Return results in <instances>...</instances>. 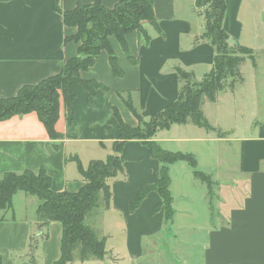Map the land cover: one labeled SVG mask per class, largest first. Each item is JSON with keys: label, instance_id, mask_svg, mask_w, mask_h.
Segmentation results:
<instances>
[{"label": "crops", "instance_id": "0c3cea01", "mask_svg": "<svg viewBox=\"0 0 264 264\" xmlns=\"http://www.w3.org/2000/svg\"><path fill=\"white\" fill-rule=\"evenodd\" d=\"M97 1L112 9L124 0H61L60 6L66 12ZM225 2V31L237 44L264 58V0ZM153 8L157 25L145 23L144 33L135 31L126 36L133 59L114 36L110 37L122 76H114L109 54L102 51L94 66L80 72V79L95 81L105 90L92 86L87 92L78 81L70 82L75 98L71 107L61 102L56 124L62 139L52 140L34 113L0 122V179L8 172L38 174L44 170L54 192L77 193L86 184L78 162L87 169L92 161L112 154L119 138L114 109L125 124L137 127L138 120L125 100L131 99L147 120L178 100V68L192 73L196 80L211 72L216 51L207 41L196 42L205 30L196 0H153ZM62 12L54 9V0H0V99L60 74L65 63L79 55L80 45L66 42L76 30L66 27ZM218 102L219 97L207 101L203 111L212 127L224 131L218 126ZM261 113L264 110L255 111L251 133L236 140L240 143L237 171L240 183L246 184V194L222 197L226 208L220 213L225 224L214 223L210 189L195 178L194 169L185 162L169 166L174 208L171 221L166 219L164 208L154 211L162 201L156 191L132 210L138 194L159 181L163 164L151 156L142 141L131 140L121 153L124 175L108 181L112 192L109 208L98 210L99 221L93 219L96 216L87 219L98 236L106 239L107 255L102 261L77 260L72 264H143L144 251H157L161 241L184 243L180 242L181 233L203 234L204 238L196 241L200 246L197 262L193 254H187L178 264H264V119L257 120ZM227 131L236 134L234 128ZM154 140L166 151L195 155L201 172L218 183V143L225 142L224 138L192 124H175L158 131ZM203 160L209 161V166ZM180 187L188 205L201 201L199 210L177 208L176 189ZM194 190L202 192L197 199ZM38 204L36 197L19 192L12 209L0 211L3 264H54L60 259L59 222L47 226L48 237L34 251L37 258L31 257V242L40 228ZM214 208L218 221V195Z\"/></svg>", "mask_w": 264, "mask_h": 264}, {"label": "trees", "instance_id": "16d2710c", "mask_svg": "<svg viewBox=\"0 0 264 264\" xmlns=\"http://www.w3.org/2000/svg\"><path fill=\"white\" fill-rule=\"evenodd\" d=\"M60 4L61 0H54V9L58 12H62ZM196 8L205 19L204 33L196 42L207 41L215 48L213 69L204 77L202 83H192L190 79H194L193 74L178 68V100L168 105L164 111L152 115L149 121L142 117L131 99L125 100L126 106L138 120L137 127L125 124L118 110L114 109L119 138L113 144V153L105 160L92 161L87 169L78 162L80 174L86 182L80 191L54 192L51 179L44 170L38 174L32 171L21 174L8 172L0 179V211L12 209L13 198L19 192L36 197L39 201L36 217L40 228L37 236L32 239V250L35 251L39 242L48 237L46 229L51 222L61 223V257L54 264L105 259L106 239L98 236L87 223V219L101 207L109 208L112 192L108 181L124 175L121 153L124 145L131 140L142 141L151 156L163 164L159 181L138 194L131 204L132 210L139 208L150 192L156 191L162 201L154 211L164 208L166 219L172 220L174 210L169 166L177 162L190 165L194 169L195 178L211 190V177L197 170L195 155L166 151L158 145L154 137L158 131L167 130L172 125L192 124L208 132H215L218 138H223L222 131L208 122L203 106L207 101H216L219 93L226 89L234 93L238 86L245 83L242 66L250 60L254 69H257V62L253 49L229 43L231 38L223 26L227 8L225 0H196ZM62 14L66 27L76 30L73 35L66 37V42L78 43L79 55L68 60L60 74L39 84L24 86L16 96L0 99V122L34 113L45 126L49 137L55 141L62 139V135L56 131L61 102L71 107L75 98L69 86L70 82L78 81L87 92L92 86L105 90L95 81L80 79V72L94 66L101 52L107 51L114 76H122L110 37L114 36L130 59H133L128 52L126 36L135 31L144 33L145 23L157 25L153 0H124L112 9L97 1L89 5L79 4L74 10ZM0 264H3L1 257Z\"/></svg>", "mask_w": 264, "mask_h": 264}, {"label": "rangeland", "instance_id": "374dc122", "mask_svg": "<svg viewBox=\"0 0 264 264\" xmlns=\"http://www.w3.org/2000/svg\"><path fill=\"white\" fill-rule=\"evenodd\" d=\"M255 58L258 66L256 72L250 60H247L246 63L242 66V73L244 78L246 79V82L243 85L237 87V92L234 94L226 89L218 95V126L223 128L224 130L221 131L223 133L225 142L218 143V183L212 181L211 190L209 191L211 211L213 216L212 218H215L214 223L217 222L218 224H225L226 222V219L220 213V211L222 212V210L226 208L225 203H223L224 206H222V197L227 199L231 197V195H236V193L237 195L240 194L238 195L240 197H242L243 194H246V184L240 183L242 177L238 174L237 171L239 163L238 151L240 143L236 142V140L240 139V137L243 135L251 133L250 124L252 123V121H254L253 118L255 111L258 110L262 112L264 110V58L262 56H256ZM204 80V78L201 80H196L195 78L190 79L192 83H202ZM256 97L258 99H256ZM262 119H264L263 113L259 115L257 120ZM149 120L150 119H147V121ZM261 122L262 121H259V123ZM233 128L236 129V134H234V131L233 133L227 131ZM113 148L114 146L112 147V153ZM203 161L204 165L206 164L207 166H209V161ZM201 169L202 168L197 167V170L201 171ZM181 190V187L176 189L177 208H186L190 206V208L199 210L201 208V201L198 200L194 204L191 203V205H188L187 202L182 199V194H180L181 192H179ZM192 194L197 199L202 195V192L194 190L192 191ZM217 195L218 221L215 214L216 209L214 208V203ZM95 216L96 218L93 219H95V221H99L100 218L98 216V210L96 211V214L93 215V217ZM183 220L186 221L187 219L184 218ZM36 236L37 234L34 236V238ZM162 237L164 236L161 235V238ZM203 238V234L201 236L198 234L181 233L180 242L183 241L184 243L179 244L178 242H175L177 246L172 248L173 246H175L174 242L167 244L166 241H164L165 243L161 241V243H159L157 246V251H144V256L141 261L143 262V264H178L182 256L193 254V260L197 262L200 252V246L196 241L200 240L201 242H203ZM31 253V257H33L34 260L36 257L34 255V250H32ZM36 264H38V262Z\"/></svg>", "mask_w": 264, "mask_h": 264}, {"label": "water", "instance_id": "95a60500", "mask_svg": "<svg viewBox=\"0 0 264 264\" xmlns=\"http://www.w3.org/2000/svg\"><path fill=\"white\" fill-rule=\"evenodd\" d=\"M229 43H230L231 45H237V42H236L235 40H233V39H230V40H229Z\"/></svg>", "mask_w": 264, "mask_h": 264}]
</instances>
